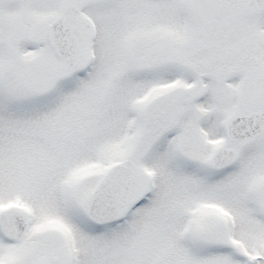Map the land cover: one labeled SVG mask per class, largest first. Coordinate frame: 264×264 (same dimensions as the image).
I'll return each mask as SVG.
<instances>
[{
	"label": "snow or ice",
	"instance_id": "snow-or-ice-1",
	"mask_svg": "<svg viewBox=\"0 0 264 264\" xmlns=\"http://www.w3.org/2000/svg\"><path fill=\"white\" fill-rule=\"evenodd\" d=\"M0 264H264V0H0Z\"/></svg>",
	"mask_w": 264,
	"mask_h": 264
}]
</instances>
